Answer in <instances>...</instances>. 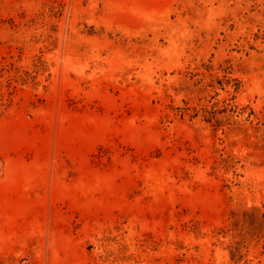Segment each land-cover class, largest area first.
Returning a JSON list of instances; mask_svg holds the SVG:
<instances>
[{
    "label": "rangeland",
    "instance_id": "rangeland-1",
    "mask_svg": "<svg viewBox=\"0 0 264 264\" xmlns=\"http://www.w3.org/2000/svg\"><path fill=\"white\" fill-rule=\"evenodd\" d=\"M0 264H264V0H0Z\"/></svg>",
    "mask_w": 264,
    "mask_h": 264
}]
</instances>
